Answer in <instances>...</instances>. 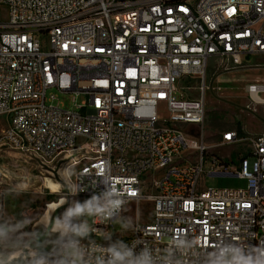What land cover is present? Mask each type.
I'll list each match as a JSON object with an SVG mask.
<instances>
[{"label": "built area", "instance_id": "built-area-1", "mask_svg": "<svg viewBox=\"0 0 264 264\" xmlns=\"http://www.w3.org/2000/svg\"><path fill=\"white\" fill-rule=\"evenodd\" d=\"M0 6V149L38 159L52 177L70 164L86 189L81 199L102 187L107 171L127 204L151 201L150 219L141 222L136 211V230L121 235L129 242H151L157 251L181 235L205 251L223 236L264 243V133H222L218 146L248 147L231 170L232 160L219 158L203 130L189 132L206 116L208 70L245 68L251 56H264V0ZM244 89L251 103L264 104V80ZM57 94L83 99L66 108L55 103ZM246 154L254 157L250 170ZM205 175L247 184L209 188ZM184 264H191L187 256Z\"/></svg>", "mask_w": 264, "mask_h": 264}, {"label": "clouds", "instance_id": "clouds-1", "mask_svg": "<svg viewBox=\"0 0 264 264\" xmlns=\"http://www.w3.org/2000/svg\"><path fill=\"white\" fill-rule=\"evenodd\" d=\"M60 177L58 186L70 195L47 226L43 249L41 238L25 231L28 216L11 220L0 208V264H184L186 256L191 264H264V243L251 246L227 236L218 237L211 251L187 235L173 236L159 251L151 242H129L121 233L134 232L136 221L125 214L127 199L107 171L98 181L102 187L83 200L77 199L86 190L79 172L69 164Z\"/></svg>", "mask_w": 264, "mask_h": 264}, {"label": "rangeland", "instance_id": "rangeland-1", "mask_svg": "<svg viewBox=\"0 0 264 264\" xmlns=\"http://www.w3.org/2000/svg\"><path fill=\"white\" fill-rule=\"evenodd\" d=\"M5 11L6 7L0 6V15L1 12L4 15ZM249 61L250 65L245 68L220 72L208 70L206 83L209 88L205 93L206 116L202 125L189 128V132L194 135L203 130L205 142L214 147L219 158L223 161L232 160L229 163L231 170L238 165L239 156L247 152L248 147L245 144L218 146L222 133L228 129L242 135L264 133V104L251 103L244 89L249 82L264 80V56H251ZM51 92L56 93L54 90L49 91ZM82 99L80 95L73 98V94H57L55 103L63 102L66 108H74L75 103H80ZM246 158L250 170L254 157L246 154ZM203 182L209 188H244L247 184L245 178L236 175H205ZM50 185L55 186L58 183L54 177L39 167L35 159L16 149H0L2 209L11 220L28 216L30 223L25 231L31 230L37 234V223L41 221L48 205L64 199L60 188L52 189ZM77 199L83 200L79 197ZM136 211L139 212V220L147 222L151 216L152 202L142 200L139 203L132 201L127 204L126 215L135 219ZM49 220L50 218L45 220L46 225Z\"/></svg>", "mask_w": 264, "mask_h": 264}, {"label": "bare ground", "instance_id": "bare-ground-1", "mask_svg": "<svg viewBox=\"0 0 264 264\" xmlns=\"http://www.w3.org/2000/svg\"><path fill=\"white\" fill-rule=\"evenodd\" d=\"M50 186H51L52 189H59L60 188L58 185H55V186L50 185ZM65 201H66V199H65ZM65 201H64V199H60L59 201L53 202V203L48 205V208H47L46 212L44 213L41 221L39 223H37L38 227L36 228V230L38 231L39 234H41L42 236L50 235V233L47 232V227L45 228V226H44V225H46L45 224V220L47 218H50V220H49V223H50V221H51V219L53 217L54 211H56L59 208H61L62 205H64ZM49 223H48V225H49Z\"/></svg>", "mask_w": 264, "mask_h": 264}, {"label": "water", "instance_id": "water-1", "mask_svg": "<svg viewBox=\"0 0 264 264\" xmlns=\"http://www.w3.org/2000/svg\"><path fill=\"white\" fill-rule=\"evenodd\" d=\"M37 161L41 164V162L37 159ZM59 164L60 163H58V165H57V167H59ZM43 168L44 169H46V170H50L47 166H45V165H43ZM53 174H54V179L57 181V182H59L60 181V177L58 176V174H57V171L56 170H53ZM61 191L62 192H64V193H67V191L66 190H64V189H62L61 188ZM63 208L61 207V208H59L58 210H56V211H54V213H53V217L55 216V215H57L61 210H62ZM52 217V218H53ZM52 220V219H51ZM51 222V221H50ZM48 225H46L45 226V228L47 227ZM37 232V235L41 238V240L43 241L42 243H38V247L39 248H41V249H43L44 248V245L48 242V240H47V236L45 235V236H42L41 234H39L38 233V231H36Z\"/></svg>", "mask_w": 264, "mask_h": 264}]
</instances>
